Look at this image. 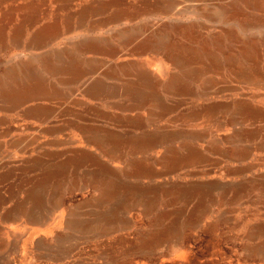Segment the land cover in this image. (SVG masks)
I'll use <instances>...</instances> for the list:
<instances>
[{"label": "rangeland", "instance_id": "rangeland-1", "mask_svg": "<svg viewBox=\"0 0 264 264\" xmlns=\"http://www.w3.org/2000/svg\"><path fill=\"white\" fill-rule=\"evenodd\" d=\"M30 1L38 13H34L27 34L43 24H55L60 31L43 48L25 50L11 45L0 52L3 87L19 88L33 81L39 92L37 100L26 98L15 107H8L0 97V175L8 172L9 161L23 157L27 162L23 187H18L20 178L4 182L0 176V187L15 188L14 197L6 194L0 204V264H264V117L248 119L236 105L245 101L264 109V89L237 76L252 65L264 74V6H251L253 0H134L138 3L135 11L120 0L102 14L89 13L80 24L75 14L64 21L66 12L57 5L58 0ZM106 1L110 0L76 1L70 9ZM167 1L176 4L169 14L160 12ZM215 7H222L223 19ZM148 8L154 12L146 14ZM233 9L237 15L229 19L228 12ZM116 12L123 18L111 22ZM41 13H46V18L42 19ZM26 15L15 13L10 26L24 23ZM66 22L72 25L70 31ZM180 26L195 29L207 50L201 53L197 45L179 37L189 45V51L178 58L169 74L175 77L176 86L184 87L183 92L162 73V59L168 51L154 49L158 48L155 42H168L169 33ZM219 35L216 44L213 39ZM95 41L120 55L110 58L86 52ZM144 46L151 49L143 52ZM136 50L139 53H133ZM189 52L195 53L189 57ZM189 58L190 66L186 64ZM141 64L149 70L142 84L138 80ZM75 65L86 76L72 82L69 78ZM26 66L28 70H24ZM8 73L17 79L12 81L6 77ZM95 83L100 87L96 98L82 93ZM45 84L62 92L59 98L46 97ZM214 101L228 103L217 110L220 129L206 126L205 118L189 119V113L201 103ZM163 102L179 107L163 118L158 115ZM131 105L135 108L126 109ZM38 106L54 111L42 116L29 114ZM254 127L259 132L252 137ZM199 130L201 139L194 138ZM114 131L122 135L120 141ZM87 138L100 139L102 144L88 146ZM20 141L25 144L23 150L18 147ZM193 143L207 161L198 165L183 159L179 171L164 176L168 172L166 158L187 157ZM216 143L222 147L221 153L211 151ZM246 149L249 153L244 157ZM81 150L96 153L121 177L113 198L98 199L103 197L102 185L112 181L107 171L91 161L74 168ZM34 158H40L39 165H34ZM135 163L152 165L154 174L133 175ZM44 172L45 176L56 175L46 181ZM16 175H21V170H15ZM20 202L25 204L18 222L4 224L3 215ZM168 225L171 234L162 235L156 245L142 244L152 233L170 231Z\"/></svg>", "mask_w": 264, "mask_h": 264}, {"label": "bare ground", "instance_id": "bare-ground-1", "mask_svg": "<svg viewBox=\"0 0 264 264\" xmlns=\"http://www.w3.org/2000/svg\"><path fill=\"white\" fill-rule=\"evenodd\" d=\"M78 1L81 3L80 0H58L57 1V5L59 4L60 5V9H63L64 12H66V15L63 16V19L67 17H71L73 14H75L77 16V19L79 21L80 24H84L87 16L89 13L93 14V13H99V14H102V11H104L106 8H108V6L110 5H114V4H118V2L120 0H110V1H106V2H97L96 5H88V6H85V7H82L80 10H71L70 9V5L71 4H75V2ZM127 1V3L129 5H131L134 10L137 8V4L134 2V0H125ZM144 1H147V0H144ZM144 1H140L141 5H147L148 4H145ZM157 1V0H156ZM32 2V3H31ZM42 2V1H41ZM46 2V1H45ZM94 2V1H93ZM164 2V1H163ZM96 3V2H95ZM147 3V2H146ZM166 5L164 7H161V10L160 12L162 13H165V14H169L171 13V10L175 9L176 7V4H174L172 1L169 2H165ZM42 4V3H41ZM45 4V3H44ZM43 4V5H44ZM162 4V3H161ZM39 5V4H38ZM122 5V4H121ZM126 5V4H125ZM128 5V6H129ZM159 5V4H158ZM37 6V5H36ZM75 6V5H74ZM160 6V5H159ZM216 6V5H215ZM251 6L255 7V8H260V9H263V6H264V2H261V0H253L251 1ZM43 7V6H42ZM72 7V5H71ZM111 7V6H110ZM140 7V6H139ZM149 7V6H148ZM38 8V7H37ZM127 8V7H125ZM142 8V7H141ZM234 8V7H233ZM35 7L33 6V1H30V0H0V52L2 51H6L10 48L11 45L13 46H17L18 48L20 47H23V49L25 50H37V49H40V48H43L48 42L49 40L52 39L53 36L57 35L58 32L60 31L59 30V26L57 25H52V24H43L37 28H34L32 27V29L30 30L31 33L27 34V29H29V25L30 24V21L33 19L34 17V13H36L35 11ZM41 9V8H39ZM38 9V10H39ZM128 9V8H127ZM236 9V8H235ZM231 10L230 13L228 12V14H230L229 16V19H234L237 15V10ZM109 10V9H108ZM222 10V7H218L216 8L215 7V11L216 13L218 14V17H220L221 19H223L225 17V15H223L224 13L221 11ZM224 10V9H223ZM19 11H22V12H25L27 15H26V18H25V21L24 23L21 21V23H19L18 25L16 26H13L11 27L10 24L12 23L10 20L14 17V14L19 12ZM41 11V10H40ZM43 11V10H42ZM123 11V10H122ZM136 11V10H135ZM156 11L159 12V9H157ZM226 11V10H225ZM56 12V11H54ZM144 12L146 14H150L151 12H154V10H149L148 9H145ZM227 12V11H226ZM38 13V12H37ZM36 13V14H37ZM40 13V12H39ZM127 13V11H126ZM140 13V12H139ZM226 14V13H225ZM41 16L42 19L46 18V13H41ZM99 16V15H98ZM74 17V16H73ZM111 17V16H110ZM39 18V17H38ZM57 18V17H56ZM93 18V17H92ZM123 16H122V13L120 12H116L114 15H112V18H111V22H119L120 20H122ZM228 18V17H227ZM64 19V21L66 20ZM125 19V18H124ZM24 20V18H23ZM59 20V19H57ZM69 20V19H68ZM66 20V21H68ZM250 20V19H249ZM33 21V20H32ZM36 21V19H35ZM54 21V20H53ZM70 21V20H69ZM29 22V23H28ZM55 22V21H54ZM57 22V21H56ZM34 23V22H33ZM58 23V22H57ZM104 23V22H103ZM37 24V23H36ZM110 24V23H109ZM64 25V24H63ZM65 27H66V30L70 31L71 28H72V25L70 24V22H66L65 23ZM94 25V23H93ZM102 25V24H101ZM99 26V25H98ZM104 26V25H103ZM102 26V27H103ZM247 26V25H246ZM100 27V26H99ZM198 27V26H197ZM249 27V26H248ZM97 28V27H96ZM167 29V28H165ZM169 29V28H168ZM140 30V29H139ZM173 31H171L167 37V41L168 42H163L162 44L161 43H154V47H158V48H154V49H159L160 47L164 50H167L168 51V54H166L164 56V59H162V65H161V68H162V73L164 76H166V79L168 81L169 84H171L172 86H176V80H175V77L174 76H171V74H169V70L171 69V67L175 64L176 65V61L178 60L179 57H182L185 56L188 51H189V45H185L183 42L182 39H186L187 41L190 40L192 45H197V49L198 50H201L200 52L201 53H205L207 52L206 50V44L204 43L203 39H202V36L200 35H197V31L194 30H190L188 27L185 28L183 26H180L179 28H173L172 29ZM170 31V30H168ZM172 32H175L174 36H173V33ZM152 33V32H151ZM162 33V31H161ZM224 33V32H223ZM131 34V33H130ZM156 34H157V31H156ZM221 34V33H220ZM229 34V33H228ZM135 35V34H134ZM177 35V37L175 36ZM130 36V35H129ZM141 36V35H140ZM137 37V35H136ZM148 37V36H147ZM176 37V38H175ZM179 37H181L179 40ZM199 37V38H198ZM141 38V37H140ZM220 35L217 36L216 38H214V42L216 44H219V40H220ZM126 39V38H125ZM132 39V38H131ZM96 40V39H95ZM89 41V40H88ZM101 41V40H100ZM132 41V40H131ZM96 42V41H95ZM106 42V41H104ZM148 42V41H147ZM99 43V42H98ZM97 42L96 43H92V44H87L89 45L87 49H85L86 52H94V53H98V54H107L109 55L110 58H115L117 56H119V51H115L113 49H110V50H107V49H104V47L100 46V44H98ZM103 43V42H102ZM108 43V42H107ZM124 43V41H123ZM127 43V42H126ZM150 43V42H149ZM119 45V44H118ZM191 46V45H190ZM74 47V46H73ZM122 47V46H121ZM86 48V47H85ZM145 49H143V52H146L148 51L149 49H151L150 47L148 46H144ZM218 48L220 49L221 47L218 46ZM240 48V47H239ZM138 49V48H137ZM195 49V48H194ZM135 50V49H133ZM170 50V52H169ZM193 50V49H192ZM222 50V49H220ZM240 50H242L240 48ZM243 50H247V47H244ZM242 50V51H243ZM197 51V50H196ZM223 51V50H222ZM131 52V51H130ZM166 52V51H165ZM225 52V51H224ZM133 53H139L137 50L136 51H133ZM195 52H193L194 54ZM220 53V52H219ZM193 54L190 55V52H189V57H192ZM208 54V53H207ZM251 54V53H250ZM259 54V53H258ZM140 55V54H139ZM210 56V54H209ZM259 56V55H258ZM187 57V56H186ZM67 58V57H66ZM71 58V57H70ZM203 58V57H202ZM205 59V58H204ZM182 60V59H181ZM190 58L187 59V62L186 64L190 66V64H192L190 62ZM206 60V59H205ZM227 60V59H226ZM235 60V59H234ZM55 61V60H54ZM70 62V61H69ZM200 62V61H199ZM250 63L252 64H257L258 61L257 60H249ZM52 64V63H51ZM68 64V63H67ZM47 66V65H46ZM74 66V65H73ZM213 66V65H212ZM216 66V65H215ZM55 67V66H54ZM121 69L124 70V65H120ZM150 67V66H149ZM78 66L75 65V69L74 71L72 72V76L69 78V80H71L72 82L74 81H77V79L79 78H83L84 76H86V72L85 71H81V69L77 70ZM140 71H141V75L138 77V80L139 82L142 84L144 82V78H146V76L148 75V68L146 67V65L144 64H141L140 66ZM187 68H190V67H187ZM215 68V67H214ZM216 69V68H215ZM235 69V68H234ZM247 69V68H246ZM24 70H28V66L24 67ZM50 70V69H49ZM67 70V69H66ZM209 71V70H207ZM219 71V69H218ZM29 72V71H28ZM151 72V71H150ZM210 72V71H209ZM212 72V71H211ZM210 72V73H211ZM215 72V71H214ZM16 73V72H15ZM71 73V72H70ZM195 73V72H194ZM213 73V72H212ZM216 73V72H215ZM18 74V73H17ZM15 75V74H14ZM13 75V73H8L6 77H8L9 79H12V81H15L17 78H15V76ZM110 75V74H109ZM168 75H170V77H168ZM111 76V75H110ZM238 78H242L243 81L247 82V83H250L252 85H255L257 87H260V88H263L264 89V74L262 72H260V70L258 69V67L256 65H252L250 67V70H245V71H242L241 73H239L238 75ZM37 79V77H36ZM165 79V78H164ZM147 80V78H146ZM36 81V80H35ZM147 82V81H146ZM43 83V82H41ZM136 83V82H135ZM151 83V82H150ZM36 82H31L29 85H25V86H22V87H19V88H11V89H5L2 85V83L0 82V97L3 98V101H5L8 105V107H15L17 106L18 104H20V102L23 100V99H26L29 100V101H32V100H37L38 98L36 97L37 94L39 92L38 91V86L35 85ZM146 84V83H145ZM205 84V83H204ZM210 84V83H209ZM102 85V84H101ZM147 85V84H146ZM208 85V84H207ZM143 87V86H142ZM180 92V90L182 91L184 87L182 86H176ZM40 88V87H39ZM52 89L49 88V86H47L46 84L43 86V94L47 96H50L52 98H59V96L61 95L62 92H60L57 88L55 87H51ZM99 85L97 83L95 84H91V85H87L85 88L82 89V93L86 94L88 97H95L96 98V95L98 94V91H99ZM102 88V87H101ZM101 90V89H100ZM108 90V89H107ZM185 90V89H184ZM42 92V90H40ZM62 91V90H61ZM124 91V90H123ZM122 91V93H123ZM40 92V93H41ZM74 92V90H73ZM183 92V91H182ZM186 92V90H185ZM184 92V93H185ZM69 94L70 96H72L73 94L72 93H67ZM175 94V92H174ZM191 94V93H190ZM42 95V94H41ZM150 95V94H149ZM179 95V94H178ZM182 95V94H181ZM184 96V95H183ZM42 97V96H41ZM44 97V96H43ZM140 97V96H139ZM40 99V98H39ZM49 99V98H48ZM162 103V102H161ZM214 104H209V103H201V105H199L197 108L194 109V112L193 113H189L188 117L190 120H198V119H204L205 118V124L206 126H210V125H214L212 127H219V129L221 128V125H222V121H221V118L219 116H217V110H218V107H223L224 105H228V103H218L215 101L213 102ZM236 105H237V108L238 109H242V111L246 114V118L250 119L249 117L253 118L255 120V118H257L258 116H263L264 117V109L263 108H258V107H252L251 105H249V102H236ZM19 106V105H18ZM132 106V105H131ZM119 107V106H118ZM121 107V106H120ZM179 105L176 103V104H168V103H164L160 105V109H159V112H158V115L161 117L164 118V116L166 115H169L170 113L173 114L174 110L176 108H178ZM230 107V106H229ZM135 107H130V108H126L128 110H132L134 109ZM137 109V108H136ZM191 109V108H190ZM188 109V110H190ZM123 110V109H122ZM127 110V111H128ZM54 110L51 109V108H48V107H40L38 106L37 108L33 109L32 111L29 112V114L33 115V116H42V115H48L50 113H52ZM135 111V110H134ZM130 113V112H129ZM81 116V115H79ZM184 118V117H183ZM174 119V118H173ZM245 119V118H244ZM132 120V119H131ZM130 120V121H131ZM139 120V119H138ZM242 120V119H241ZM252 120V119H251ZM252 120V121H254ZM123 121V120H122ZM262 121V120H261ZM114 122V121H113ZM128 122V121H127ZM140 122V121H139ZM247 122V121H246ZM115 123V122H114ZM118 123V121H117ZM120 123V121H119ZM134 125L137 124V122L133 121ZM122 124V122H121ZM126 124V123H125ZM254 124V123H253ZM152 125V124H151ZM96 127V126H95ZM123 127V126H122ZM143 127V126H142ZM88 128V127H87ZM100 128V127H98ZM169 128V126H168ZM262 128V127H261ZM133 129V128H132ZM184 130V129H183ZM249 130V129H248ZM253 133L251 134V136H255L257 132H259V128L258 127H254L253 129ZM148 131V130H147ZM250 131V130H249ZM264 131V130H263ZM100 132V131H99ZM116 134H118V132L114 131ZM126 132V131H125ZM124 132V133H125ZM177 132V131H176ZM96 133V132H95ZM201 131L199 130L198 132H196V134H193L194 135V138H198V139H201ZM245 133V132H244ZM249 134V133H248ZM139 135V134H138ZM173 135V134H172ZM247 135V134H246ZM258 135V134H257ZM116 141H120V137L122 136H119L116 135ZM248 137V135H247ZM264 137V136H263ZM84 138V137H83ZM171 138V137H170ZM224 138V137H223ZM222 138V139H223ZM229 138V137H228ZM156 139V138H155ZM23 140V139H22ZM107 140V139H105ZM135 140V139H134ZM113 141V140H112ZM150 141V140H149ZM224 142V139L222 140ZM79 142V141H78ZM85 144L86 145H95L97 147H99L102 142L101 140L99 139H96V138H87L85 139ZM107 143V142H106ZM127 143V142H125ZM156 143V142H155ZM245 143V142H244ZM248 143V142H247ZM75 144V143H74ZM112 144V143H111ZM145 144V143H144ZM149 145H152L151 143H147ZM31 145V144H30ZM116 145V144H115ZM226 145V144H225ZM28 146V145H27ZM137 146V145H136ZM213 146V144H212ZM18 147L21 149V148H24L25 147V144L23 141H20L19 144H18ZM85 147V146H84ZM118 147V146H117ZM113 148V147H112ZM186 148V147H185ZM188 156L185 157V158H181L180 156H176V155H173V156H169L167 157V169H168V172L166 171V173H164V176H166L167 174H171L177 169L178 170V167L180 166V164L183 162V159L189 163V162H193L195 164H202L204 162H206V156L203 154V151L202 149L195 143L189 145L188 147ZM222 148L219 143H216V145H214L212 147V150L211 151H214V152H217V153H221V149ZM18 149V148H17ZM25 149V148H24ZM253 149V148H252ZM23 150V149H21ZM80 150V149H79ZM120 151V150H119ZM109 152V151H108ZM224 152V151H223ZM28 153V152H27ZM60 153V152H59ZM62 153V152H61ZM80 153V152H79ZM249 151L246 149V150H243V155L244 157H246L248 155ZM57 154V153H56ZM59 155V154H57ZM138 155V154H137ZM46 156V155H45ZM8 157V156H7ZM47 157V156H46ZM68 157V156H67ZM79 157H80V160H76L75 161V166L74 168L75 169H79L81 167V165L83 164L82 161H86L84 163H87V162H94L95 165L99 166L102 170L104 171H107V176L108 178H110V180H112L110 183L111 184H108L107 186L106 185H102L101 187V192H103V197H99V202H103V201H107L111 198H113L116 194V191H117V186H118V183L120 178H119V175L114 171V169L112 168V166L110 164H108L107 162L103 161L102 159H100V157L92 152V151H86V150H81V153L79 154ZM58 159V158H56ZM73 159V158H72ZM2 160V159H1ZM35 162H34V165H39V159L37 158H34ZM109 160V159H108ZM111 160V159H110ZM50 161V160H49ZM64 161V160H63ZM151 161V160H150ZM47 162V161H46ZM44 163V162H43ZM48 163V162H47ZM65 163V162H64ZM143 163V162H142ZM7 164H10L8 168V172L4 173L1 178H2V181H9L12 177H17L21 179V182L19 184L18 187H23L24 186V182H25V179H26V176H24L26 173L24 172L25 169H26V164L27 162L24 160V158H20L18 160H15L14 162L13 161H9ZM60 164V162H59ZM66 164V163H65ZM133 164V163H132ZM138 163H135L133 165V172L134 174L133 175H136V176H143L144 174L145 175H153L154 172H155V169L151 166L149 167H144V166H140L138 165ZM94 165V166H95ZM31 167V166H30ZM49 167V166H48ZM70 167V166H69ZM84 167V166H83ZM66 168V166H65ZM185 168V167H184ZM73 169V168H72ZM15 170H21V175H16L14 176V171ZM182 170V169H181ZM67 171V170H66ZM179 171V170H178ZM34 172V171H32ZM36 172V171H35ZM57 172V171H56ZM63 172V171H62ZM74 172H78V171H74ZM96 172V171H95ZM94 172V173H95ZM177 172V171H176ZM30 173V171H29ZM92 173V172H91ZM144 173V174H143ZM175 173V172H174ZM45 172L43 173V176ZM62 174V173H61ZM97 174V173H96ZM159 174V173H158ZM162 174V173H161ZM166 174V175H165ZM29 175V174H28ZM56 174H53V173H50V174H46V176L44 177V179L46 181H50L52 180ZM58 175V174H57ZM73 176V175H72ZM97 176V175H95ZM38 177V176H37ZM34 178V176L32 177ZM36 178V177H35ZM95 178V177H94ZM65 179V178H64ZM30 180V179H29ZM43 180V179H42ZM57 180V179H56ZM1 181V179H0ZM58 181V180H57ZM31 183V182H30ZM39 183V182H38ZM45 183V182H44ZM49 183V182H48ZM203 183V182H202ZM2 184V183H1ZM9 185L10 184H13V183H8ZM8 185V186H9ZM14 185V184H13ZM37 185V184H36ZM39 185V184H38ZM46 185V184H45ZM184 185V184H183ZM197 187H201V183H197L195 184ZM12 186V185H11ZM7 187V185H3L2 187H0V204L4 201L5 196L6 194L8 195H11L10 197L13 196V192H14V189L13 187ZM17 186V185H16ZM42 186V185H41ZM58 186V185H57ZM36 187V186H35ZM173 187V186H172ZM45 188V187H44ZM159 188V187H158ZM196 189V188H195ZM199 189V188H197ZM35 190V189H33ZM157 190V189H156ZM204 190V189H203ZM18 191V190H17ZM39 191V190H38ZM190 192V191H189ZM192 193V192H191ZM15 194V192H14ZM40 193H38L37 195H35L36 197L39 196ZM43 194V193H42ZM202 194V193H201ZM204 194V192H203ZM192 195V194H191ZM194 195V194H193ZM41 196V195H40ZM14 197V196H13ZM34 199V198H33ZM41 200V199H40ZM37 201V200H36ZM41 202V201H40ZM24 204L25 202H20L17 204L16 208L13 209V210H10L8 213L4 214L3 217H2V221L3 223H10V222H18L19 220V213H22L23 212V207H24ZM35 204V203H34ZM4 205V204H3ZM9 210V209H7ZM31 213V212H30ZM120 213V212H119ZM32 215V214H31ZM32 217V216H31ZM177 223V222H176ZM176 225V224H175ZM174 225V226H175ZM178 225V224H177ZM169 228H167L168 230L170 229V231H163V232H156V233H152L148 236H146L142 242V244L144 243L146 246H152V245H156L155 243L159 241V239L162 237V235H166L168 233L171 234V225H168ZM260 226V225H259ZM175 229V228H174ZM259 229V228H258ZM175 236V235H174ZM162 240V239H161ZM176 241V240H175ZM141 244V243H140ZM142 247V246H141Z\"/></svg>", "mask_w": 264, "mask_h": 264}]
</instances>
